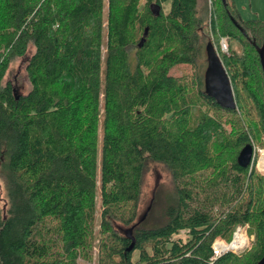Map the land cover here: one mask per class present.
Returning a JSON list of instances; mask_svg holds the SVG:
<instances>
[{"label": "trees", "instance_id": "trees-1", "mask_svg": "<svg viewBox=\"0 0 264 264\" xmlns=\"http://www.w3.org/2000/svg\"><path fill=\"white\" fill-rule=\"evenodd\" d=\"M263 40L235 0H0V264H256L264 173L237 156L264 137ZM208 46L235 108L205 91ZM148 161L173 187L138 218ZM238 226L250 248L216 255Z\"/></svg>", "mask_w": 264, "mask_h": 264}, {"label": "rangeland", "instance_id": "rangeland-1", "mask_svg": "<svg viewBox=\"0 0 264 264\" xmlns=\"http://www.w3.org/2000/svg\"><path fill=\"white\" fill-rule=\"evenodd\" d=\"M236 5L239 9L240 16L242 19H250L258 17L261 20H264V0H235ZM223 44L220 48L224 50ZM235 47V45H234ZM238 48V46H237ZM33 52V47L29 46L27 53L24 57L14 58L5 73L4 81H9L14 86L17 93H25L29 88V83L26 75V63L29 55ZM255 121H256V114ZM263 142V143H262ZM261 143L253 142V163H250V168L253 167L260 173H264V169H259L257 167V159L260 157V162L264 163V137ZM172 178L169 170L165 165L156 161H148L145 165L143 172V178L141 183V192L139 199V208H138V218H143L149 212V208L154 204V201L159 207L165 200L166 195L170 194L172 191ZM5 194L3 183L0 179V208L5 206ZM239 232L241 241L239 247L232 248V251L239 252L245 249H249L252 245V236L247 231V226H238L230 239V241L217 238L213 246L219 253L225 252L227 249H221L218 247L221 244L229 245L234 241L235 233ZM241 232V233H240ZM221 242V243H217ZM223 250V251H221Z\"/></svg>", "mask_w": 264, "mask_h": 264}, {"label": "water", "instance_id": "water-1", "mask_svg": "<svg viewBox=\"0 0 264 264\" xmlns=\"http://www.w3.org/2000/svg\"><path fill=\"white\" fill-rule=\"evenodd\" d=\"M224 1V0H223ZM264 77V40L260 46H256ZM208 64L204 73L205 91L212 96L216 102L225 108H235L236 101L229 76L213 46L207 47ZM253 146L245 145L237 156L239 165L246 167L251 163ZM233 250L227 248L226 251ZM256 264H264V255Z\"/></svg>", "mask_w": 264, "mask_h": 264}, {"label": "bare ground", "instance_id": "bare-ground-1", "mask_svg": "<svg viewBox=\"0 0 264 264\" xmlns=\"http://www.w3.org/2000/svg\"><path fill=\"white\" fill-rule=\"evenodd\" d=\"M241 241H243V240H241V237L239 236V232H238V233H236L235 239L231 244H229V245L221 244L218 247H220L221 249L236 248V247H239V244Z\"/></svg>", "mask_w": 264, "mask_h": 264}, {"label": "built area", "instance_id": "built-area-1", "mask_svg": "<svg viewBox=\"0 0 264 264\" xmlns=\"http://www.w3.org/2000/svg\"><path fill=\"white\" fill-rule=\"evenodd\" d=\"M223 44V48H224V50H227V46H226V40L225 39H221V45ZM252 160H253V158H252ZM257 161V167L259 168V169H264V163H262V162H260L261 160H260V157L256 160ZM252 163H253V161H251ZM241 233V232H240ZM235 236H236V233H235ZM234 236V237H235ZM235 239V238H234ZM213 249H214V253L216 254V255H219V254H221V253H219L217 250H216V248H215V246H213ZM221 251H223V250H221Z\"/></svg>", "mask_w": 264, "mask_h": 264}]
</instances>
